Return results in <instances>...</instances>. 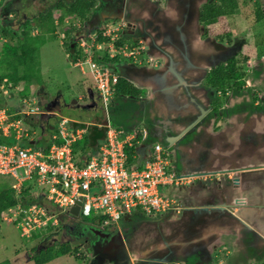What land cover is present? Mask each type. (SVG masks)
Returning <instances> with one entry per match:
<instances>
[{
  "label": "crops",
  "instance_id": "crops-1",
  "mask_svg": "<svg viewBox=\"0 0 264 264\" xmlns=\"http://www.w3.org/2000/svg\"><path fill=\"white\" fill-rule=\"evenodd\" d=\"M91 30L95 31L93 28ZM67 40L77 41L70 34H67ZM185 51V55L190 57V50L187 48ZM128 60L122 59V73L138 94L118 96L131 101L133 105L121 122L125 126L121 127L122 131L136 136L131 166L141 167L146 160L151 159L153 145L159 143L169 156L168 169L189 179L186 184L165 190L177 199V206L181 209L159 220V228L164 231L160 234L163 246L169 244L167 239L170 235H175L181 243H185L190 235L198 237L197 240H205L227 232L234 246L230 256L232 264H243L244 260V264L264 262L263 231L254 225L260 234L256 244L258 247H249V244L241 241L238 232L239 228L246 229L242 223L248 222L244 216L236 214L242 207L240 197L244 184L232 186L229 183L231 179H227L245 169L246 159H264V54L259 59H249L251 63H247V71L252 74H248L246 80L243 78L247 85L245 88L244 85L233 86L231 91H226L225 102L223 100L220 105L217 100L221 92L214 93L211 89L210 93L206 91L197 68L189 63L171 60L172 68L164 73L150 64L141 65L131 58ZM179 73L184 80L178 76ZM250 86L252 90L248 88ZM90 89L95 92L94 84L92 87L88 85L85 92ZM118 96L113 95L109 104H114ZM81 97L82 94L78 99ZM208 98L211 109L207 105ZM48 99L42 103L40 101L42 108L48 105ZM74 104L75 101L71 103ZM45 110L53 112L52 108ZM212 111H216V115ZM41 114L48 118L50 113ZM71 120L77 122L78 126L89 124L88 134L92 142L102 143L105 136L104 118L101 122H97L98 119L94 122ZM110 123L113 125L111 120ZM114 125L120 128L115 122ZM49 127L42 130L51 142V135L56 133L57 128ZM260 167H264V164L255 168ZM231 193L235 197L234 203L224 198ZM201 207L209 210L198 211ZM229 211H232V216ZM213 212L217 214L216 217H211ZM129 215L123 219L125 227ZM118 235L121 237L120 232ZM129 241L127 246L130 249L136 247L131 239ZM152 245V241L145 243L140 251L149 247L145 249L148 255ZM156 246L160 248L162 245ZM244 255H247L246 258Z\"/></svg>",
  "mask_w": 264,
  "mask_h": 264
},
{
  "label": "rangeland",
  "instance_id": "rangeland-1",
  "mask_svg": "<svg viewBox=\"0 0 264 264\" xmlns=\"http://www.w3.org/2000/svg\"><path fill=\"white\" fill-rule=\"evenodd\" d=\"M1 1L3 2L0 4V30L3 27H10L9 34H11L13 31H17L18 33L24 21L27 19L31 20L38 13L54 6V4L59 0ZM196 1L199 5L197 6L196 4V7L201 10L200 5L202 6L204 3L211 2L212 0ZM237 1L238 7L236 12L230 15H220L215 23L209 25L208 31H210V34L214 37V39L219 38L226 46L232 45L233 42L236 43L237 40H239V47L241 46V48L236 50L235 57L237 61H239L237 67H240V64L242 63L241 59L243 57H248L246 63L244 62V65L242 64V67H244L243 70L245 71L244 79L246 80V78L248 79L249 75L252 74L247 71V63H251V57L259 59V57L264 54V0ZM196 7H193V15L196 13ZM53 12L55 14L54 21L58 23L57 29H55L54 33L55 36H49L48 38L45 37L44 42L38 45L34 65L30 66V62L25 64L27 66L19 63L17 65L20 71L22 69H30L31 67H34L36 70L34 76L38 77V80L40 79V81L37 82L38 80L36 81L35 77L31 78V90H28L29 96L23 98V101L21 100L19 105L17 104L19 101V97L16 96L17 92L26 86V83L29 81L23 80L19 82L21 84L18 83L17 85H13L6 77H4L6 79L5 81H0V92L5 104H14L17 107L16 109H21L17 112L23 113L26 117H29L30 122H34L28 123L20 119L21 125L24 129L28 130L29 133L32 134V137L35 138V148H40L41 146L49 143V139L46 137V134L43 133L42 136L40 135L41 131L42 129H46V126H50V129H56L59 117H67L83 122H94L97 119V122H101L102 118H108L109 121L111 120L112 122H115L116 125L120 127L119 129H121V127H125L121 123L123 120L122 117L124 115H128L130 112L129 109L133 106L131 101L118 96L114 104H109L105 107L96 92L92 89H90L91 91L85 92L88 85L92 87L94 84L89 74V65L87 63L82 64V70L84 72L76 67L72 59L67 56L65 48L66 45L64 43L65 41L62 43L61 39L65 40V36L63 34H65V31L68 30L67 34L72 35L78 41L79 37L83 38L85 37V34L87 36L91 34L90 28L84 24L83 20L73 18L75 17L74 15H65V13L63 14L62 11L58 10H53ZM59 13H62L63 15V21L61 23L57 17ZM69 24L71 25V28L69 27ZM116 24L117 21H111L109 23L107 21L104 27H114ZM37 33L38 30L36 28L31 29L32 35ZM58 35L60 37H58ZM4 41H6V39L0 34V52ZM8 42H11V40H8ZM4 67V63L0 64V73L5 71ZM3 85H6L4 89L1 88ZM243 85L245 88V85H247L246 82H244ZM231 88L232 85H230L225 92L231 91ZM248 88L252 90L253 87L250 86ZM81 94L82 97L78 99V96ZM37 97L40 98L41 103L49 97V106H43L42 108L40 104L39 110L26 115L23 112L26 108L32 107L35 109L36 106H38L36 104ZM226 97V94L220 93V96L218 97L219 100H217L219 102L218 105H220L223 100L225 102ZM74 101L76 104L71 105ZM22 104H24V106ZM45 108H52L53 112L47 111ZM38 111L39 115L42 112L50 113L48 114V118H45L47 120L46 122L45 119H42L41 121L38 120V116H35L38 114ZM0 134L2 135L1 131ZM249 175L251 180H247L245 182L244 191H241V196H246L248 203L252 206H248V208H245L246 210L241 207V210H237L236 214L244 216V218L248 221H250L251 218L247 213H250L252 218L256 217L257 220L260 221L256 224V226L264 233V172L260 170H251ZM258 175L260 178L256 179V176ZM13 183L14 181L10 176L0 174V188L9 184L12 186ZM23 185L24 183L22 184V187ZM24 186H27V188L29 187L24 194L26 199L37 196L38 192L31 191L35 188V185H32V182H27ZM22 187L21 185H16L17 192L14 191L15 196L21 193ZM42 187L46 189L45 186ZM44 198L45 196L43 199L37 198L35 201L39 205H46L47 209L51 212L50 215L54 216L53 219L49 220L51 223L48 221L47 223L53 224L55 230L53 233L48 235V237L43 241V244H40L43 245L42 248L53 242L61 244L69 240L72 236L71 232L74 233V230H76V226L74 224L82 220V216L80 214L78 216H74L69 213V208H62L61 210V208H58L57 205L47 202ZM258 204H261V207H257ZM5 210L2 214L6 215L2 216V220L0 221V262L8 260L11 264H34L31 257L38 253V249L33 251L31 248L33 246L38 248L36 239L31 240L29 237L20 235L19 228L16 223L13 222V216L16 212L15 208H11L7 211ZM48 210L45 212H49ZM256 211L258 212L256 213ZM130 214L131 215L126 218L127 221H129L127 227L124 226V218H122L118 221L117 228L119 230V228L122 227V230L126 232V236L129 237V240L131 239L133 241L132 244L136 246L132 249H130V246H127L128 261L130 263L132 261V264H134L137 260L141 259V257L149 256L146 251L140 250L145 243L152 241V238L156 233L154 230V233L150 235L151 237L147 238L142 234L144 232V227H149L148 230L153 229L151 224H149L151 221L146 220V218L149 219L150 217H157V215L148 216L139 208L131 209ZM141 216L144 219H142ZM91 218L94 221H99L100 217L97 215H91ZM47 219H43L42 223ZM42 223L40 224L41 227H37L35 229L41 230L48 225H43ZM162 223H164V221H162ZM98 226L100 229L104 227L103 224H98ZM74 243L77 242L72 241L73 245ZM84 244L86 245L87 242L83 241L81 244H76L79 245V247L75 255L80 259L68 254L54 258L45 264H110V259L108 260L109 262L105 261V258L100 259L102 261H100L98 257L92 259L94 254L87 255L88 252L85 250V246L83 247Z\"/></svg>",
  "mask_w": 264,
  "mask_h": 264
},
{
  "label": "built area",
  "instance_id": "built-area-1",
  "mask_svg": "<svg viewBox=\"0 0 264 264\" xmlns=\"http://www.w3.org/2000/svg\"><path fill=\"white\" fill-rule=\"evenodd\" d=\"M117 38V31L106 28L77 41L82 57L74 65L81 70L83 63L89 65L95 90L105 107L111 101L118 77L95 58L106 54L109 59L117 56L139 63L138 48H129L126 44L116 46ZM4 87L6 85L1 88ZM35 109L28 107L23 112L28 115L39 110V107ZM12 115L14 113H8L6 108H0L2 135L16 140L22 137L32 139L29 131L21 125V120L11 119ZM104 126L105 136L98 149L83 155L78 162L73 158L72 144L82 139L89 130V124L78 126L77 122L67 117L59 118L52 141L40 148L0 143V174L14 179L11 187L15 191L16 185L22 187L23 183L32 182L35 188L31 191L38 192L41 199L45 196L47 202L61 210L70 209L79 200V214L97 215L102 218L103 225L116 224L131 209L139 208L147 215L179 211L181 208L177 206V199L165 190L186 184L189 179L168 169L170 159L161 144L153 145L152 158L141 167L127 165L125 148L131 144L135 134L124 133L109 120ZM11 208L16 211L13 222L24 237H29L35 228L41 227L43 219L48 218L42 223L45 225L54 217L46 205H39L36 201L27 206L16 204L5 211ZM46 209L49 212H45Z\"/></svg>",
  "mask_w": 264,
  "mask_h": 264
},
{
  "label": "flooded vegetation",
  "instance_id": "flooded-vegetation-1",
  "mask_svg": "<svg viewBox=\"0 0 264 264\" xmlns=\"http://www.w3.org/2000/svg\"><path fill=\"white\" fill-rule=\"evenodd\" d=\"M65 1L70 2L72 0ZM93 1L91 13L83 20L88 28L98 29L91 31L96 33L106 28L114 29L117 31V40H123V44H126L129 48H138V61L141 65L150 64V66L160 71L170 70L172 68L171 60H179L185 64L188 63L184 58L185 49L188 48L190 50L189 59L193 61V67H198V76L203 82V88L206 87L205 90L207 89L206 91L209 93L211 88L205 83L209 73L219 65L225 64L230 58L235 57L236 50L241 48V46L239 47V40L236 43L233 42L232 45L226 46L219 38L215 37L218 39L216 40L211 36L210 31H208L209 25L204 26L200 21L201 10L196 7V4L199 6L196 0ZM203 5H200V7L202 8ZM193 7L197 8L195 15L192 12ZM107 21L108 23L117 21V24L114 27H104ZM72 42L75 43V41ZM116 42L115 45L117 46ZM129 62L132 63L131 61ZM205 90L203 89V91ZM210 102L208 98L207 105L211 109ZM211 113L216 115V111H212ZM246 161L244 167L253 164L258 166L264 164V159H246ZM251 170L264 172V167L243 169L237 175H233V177H228L227 179L229 181L231 179L229 183L232 186H238L240 183L245 184L247 180H251L249 175ZM258 178H260L259 175L256 176V179ZM224 198L230 200V203L235 202V197L232 193L225 195ZM240 198V205L244 209L252 206L248 203L246 196H241ZM257 207H261L260 204ZM170 213L167 212L164 215ZM229 213L231 216L233 215L232 211H229ZM247 214L252 221L247 220L248 222L246 223L252 226L255 231L250 232L247 229L239 228L238 232H240V237H242L241 241H244L251 247L257 244V240L260 237L258 229L254 227V224L256 225L260 221L256 217L252 218L250 213ZM164 215L154 217V219L151 217L149 219L146 218V220L151 221L149 224H151L153 229L148 230L149 227H144L142 235H145L146 238L151 237L150 235L154 233V230L156 234L152 238L153 245L148 254L149 256L141 257L134 264H172V262L177 260L181 264H207L217 257L222 258L225 264H232L230 256L233 254L234 246L231 235L227 232L221 233L220 237L213 238L214 236H210L205 240H197L198 237L193 238L190 235L187 237L188 240L185 243H181V240L175 238V235H170L167 239L169 244L163 246L160 234L164 231H161L159 228L161 224L159 220ZM216 215L214 212L211 213V217H216ZM141 218L144 219L142 216ZM115 229L118 228H114L112 225L100 229V231L109 232V235L102 240L96 237V245L91 250L94 254L92 259L98 257L99 260L105 258V261H108L110 259V262L108 261L110 264H132V261L130 263L126 255V248L130 242L129 237L126 236V232L122 230V227L119 228L121 237L112 232ZM256 232L258 235H256ZM172 239L174 240L172 241ZM83 241L86 242L87 240L84 239ZM159 244L162 246L157 248L156 245ZM256 247L258 246L256 245ZM262 256H264V251ZM244 262L242 263L244 264ZM260 263L262 262L256 261L247 264Z\"/></svg>",
  "mask_w": 264,
  "mask_h": 264
},
{
  "label": "trees",
  "instance_id": "trees-1",
  "mask_svg": "<svg viewBox=\"0 0 264 264\" xmlns=\"http://www.w3.org/2000/svg\"><path fill=\"white\" fill-rule=\"evenodd\" d=\"M2 2L3 1L0 0V4ZM93 3V0H72L70 2H67L65 0H59L54 4V6L49 7L45 11L38 13L31 20L27 19L26 21H24L18 33L17 31H13L11 32V34H9L10 27L1 28L0 34L6 39V41H4V44H2L0 52V64L4 63L5 65V71L3 73H0V81L3 80L4 77H6L13 85H17L23 80L29 81L26 83V86H24L19 90V92H17L16 96L19 97V101L17 102L18 105L20 104L21 100L23 101V98L29 96L28 94L31 90V78L35 77L37 81L38 77L34 76V73L36 72L34 67H31L30 69H22L21 71L24 72H21L20 69H18L17 65L18 63L25 65L27 64V62H30V66L34 65L36 60V52L38 51V45L44 42L45 37L48 38L49 36H55L54 33L55 29H57V25L54 21L55 14L53 10L62 11L63 14L65 13V15H74L80 20H85L87 18V15L91 13ZM237 7V0H212L211 2L205 3L201 8L200 21L204 24V26H208L212 23H215L217 21V18L220 17V15L234 14L237 10ZM57 17L59 19V22L61 23L63 21L62 13H59ZM32 28H36L38 30V33L32 35ZM90 32L94 33V31ZM67 33L68 30L65 31L64 35H67ZM8 40H11V42H8ZM123 43V40H117L116 42L117 46H120ZM65 45L67 56L72 59L73 62H75L78 58L82 57V50H80L76 46V43L68 41L65 43ZM247 58L248 57L246 56L241 59L242 63L240 64V67H237L239 61H237L236 57L230 58L225 64L219 65L209 73L205 81L206 85L211 88L212 92H221L223 94H225V90L228 89L230 85H232V87L242 86L244 84L243 78L245 72L243 70L244 67H242V64L244 62L246 63ZM95 60L98 63L108 66L113 72L117 74L118 81L115 85L114 96L138 94L137 89L131 83H129L123 76L121 69V63L123 61L120 57L115 56L112 59H109L108 56L105 54L101 58L96 57ZM39 81L40 79L37 82ZM5 107L8 113H14V115L11 116V119H21L28 123H34L29 121L28 116L26 117L24 114L17 112L21 109H16L17 107L14 104L6 105L3 101V97L1 96L0 92V108ZM35 116H38V120L41 121L42 119L46 118V115L43 114H37ZM123 132L126 133V131ZM43 133L44 132L42 130L40 135L42 136ZM88 133L89 132L87 131L83 135L82 139L72 144L73 158L77 162L79 159H81L83 155L96 151L100 145V142L93 143ZM30 136H32L31 133ZM29 141L30 140L25 137L16 140L12 137H4L0 134V143H16L18 145L27 146L29 145ZM134 141L135 139L130 145H126L125 148L127 154V165H131L133 161L132 155L134 150ZM28 188L27 186L23 185L21 193L16 196L14 194L15 190L10 186V184L4 185L0 188V221L2 220V213L5 209L15 206L16 204L27 206L28 204L33 203L35 199L41 198L40 195H37L34 198L30 197L29 199H26L24 197V194L28 190ZM93 221L94 220L91 218V216L82 217V220L74 224L76 226V230H74V233L71 232L72 236L69 240L61 244L53 242L50 243V245L44 246L43 248V245L40 244H43V241L48 237V235L53 233L55 227L51 224H48L41 230L32 231L29 236V239H36V243L38 245V248L34 247L33 245V247L31 248V250L33 251L38 249V253L35 256L31 257L33 263L45 264L54 258L68 254L79 258L75 255L79 247V245L76 244H81L84 239L87 240V244L83 245V247L85 246V250H87V252H89V250H93V247H95L96 245V236L94 235L93 231L99 228L98 224H101L102 218H99V221ZM72 241L77 243H74L73 245ZM88 254L91 253H87V255ZM0 264H11V262L6 260L0 262ZM260 264H264V262Z\"/></svg>",
  "mask_w": 264,
  "mask_h": 264
},
{
  "label": "water",
  "instance_id": "water-1",
  "mask_svg": "<svg viewBox=\"0 0 264 264\" xmlns=\"http://www.w3.org/2000/svg\"><path fill=\"white\" fill-rule=\"evenodd\" d=\"M184 58H185V60H186L188 63H191V64L193 65V61H191V60L189 59L188 56L184 55ZM197 68H198V67H197ZM166 71H167V70H164L163 72L166 73ZM178 76H182V74L179 73ZM182 79H183V76H182ZM183 80H184V79H183ZM37 104H38V105L41 104V103H40V98H39V97H37ZM103 123H104V124L106 123V119H104ZM34 143H35L34 140L30 141V142H29L30 147H33V146H34ZM255 167H258V166H257V165H250V166H248V167H243V168H245V169L250 168V169H251V168H255ZM79 206H80V201L77 200L76 203H75L73 206L70 207V209H69V213L72 214V215H74V216H78V214H79ZM213 209H214V208H213ZM208 210H209V209H208L207 207H201V208H198V211H208ZM242 224H243V226H244L247 230H249L250 232L255 231L254 228H253L252 226H250L248 223L243 222ZM112 232H113L114 234H115V233H116V234L119 233L118 230H113ZM93 233H94V235L97 237V239L100 238L101 240H102L104 237H106V236L109 235V232H106V231L103 232V231H100V230H97V229L94 230ZM256 235H258L257 232H256ZM148 248H149V247H147V248H145V249H148ZM145 249H144L143 251H145Z\"/></svg>",
  "mask_w": 264,
  "mask_h": 264
},
{
  "label": "clouds",
  "instance_id": "clouds-1",
  "mask_svg": "<svg viewBox=\"0 0 264 264\" xmlns=\"http://www.w3.org/2000/svg\"><path fill=\"white\" fill-rule=\"evenodd\" d=\"M56 25L58 24V23H55ZM69 27L71 28V25L69 24ZM64 35V34H63ZM65 36V40H63V41H65L64 43H66V42H68L69 40H67V35H64ZM70 42H72V41H70ZM76 43V46H77V41L75 42ZM78 47V46H77ZM66 48V47H65ZM94 89H95V87H94ZM95 92H96V90H95ZM96 94H97V92H96ZM98 95V94H97ZM114 95V94H113ZM113 97V96H112ZM36 104H37V101H36ZM23 105V104H22ZM38 105V104H37ZM38 107H40V105H38ZM38 114H39V112H38ZM41 114V113H40ZM60 118V117H59ZM58 118V119H59ZM104 119H106V118H104ZM107 120H108V118L106 119V123H107ZM56 128H57V126H56ZM117 128V127H116ZM32 140H34V138H32V139H30V141H32ZM134 140V139H133ZM29 141V142H30ZM35 141V140H34ZM35 144V143H34ZM159 144V143H158ZM30 146V145H29ZM34 147V146H33ZM130 213H128V214H126V215H124L123 217H121L119 220H121L122 218H124V217H126L127 215H129ZM165 214V213H164ZM164 214H162V215H164ZM79 215V214H78ZM148 216H151V215H148ZM157 216H160V215H157ZM82 217H84V216H82ZM118 220V221H119ZM118 221H117V223H118ZM117 223L116 224H107V225H104V227H108V226H115V228H117ZM101 224H102V221H101ZM100 228V227H99ZM97 229V230H100V229ZM115 230H118V229H115ZM119 231V230H118ZM120 232V231H119ZM127 249V248H126ZM127 251H128V249L126 250V255L128 254L127 253ZM88 253H91V254H93L92 253V251L90 250ZM172 263H175V264H180V262H178V261H174V262H172ZM207 264H225V262L223 261V259L222 258H220V257H217L215 260H213V261H211V262H209V263H207Z\"/></svg>",
  "mask_w": 264,
  "mask_h": 264
}]
</instances>
